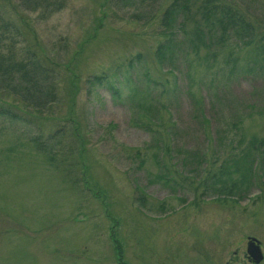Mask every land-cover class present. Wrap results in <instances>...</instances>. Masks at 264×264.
I'll list each match as a JSON object with an SVG mask.
<instances>
[{
	"label": "rangeland",
	"instance_id": "374dc122",
	"mask_svg": "<svg viewBox=\"0 0 264 264\" xmlns=\"http://www.w3.org/2000/svg\"><path fill=\"white\" fill-rule=\"evenodd\" d=\"M6 1L55 99L0 119V264H251L248 238L264 264V51L215 29L194 49L208 0H182L172 35L173 0ZM223 1L264 42V0ZM8 34L3 54L22 45Z\"/></svg>",
	"mask_w": 264,
	"mask_h": 264
},
{
	"label": "trees",
	"instance_id": "16d2710c",
	"mask_svg": "<svg viewBox=\"0 0 264 264\" xmlns=\"http://www.w3.org/2000/svg\"><path fill=\"white\" fill-rule=\"evenodd\" d=\"M25 5L30 4V0H25ZM173 0V2L166 7L163 12V27L166 30L165 34L172 35L173 25L172 20L179 9H186V5L181 0ZM210 4L206 2L203 3V14L206 15L205 19L212 13L210 18L211 28L202 30L200 27L195 26L193 28V36L195 39L194 49H197V45L205 46L203 36L204 33L211 34L213 29L218 31L219 41L227 40L232 38L237 41V45L241 47H246L248 45L256 46V49H260L261 52L264 51V42H262V34L255 32V29L248 20L245 21L242 15L238 12L236 7L229 5L223 0H208ZM212 8H211V7ZM211 8V9H208ZM6 11H10L13 19L7 18L6 22L0 25V119L9 120L10 122H23L20 118L22 115L28 114L27 109L37 112L43 110L45 105L51 104L55 99L54 95V83L53 79L49 77L52 72L48 67H50L51 60L44 52H39L34 49L39 44L35 39L29 40L25 38V34L22 32H29L28 25L26 24V19L17 9V6L10 5L6 0H1L0 3V14L6 16ZM4 28H9L13 33V38H20L19 43L22 45L18 47L17 51L13 50L11 47L5 50L4 54L2 50L4 47L3 42L8 39V32L4 33ZM170 29V30H169ZM203 33V34H202ZM12 37V36H11ZM208 40V39H207ZM171 40L167 39L165 42L169 43ZM255 42V43H253ZM165 43V45L167 44ZM164 44H160L155 55L158 57V63L163 64L168 61V55L165 53L166 48ZM48 66V67H47ZM95 81H101V78H93ZM100 85V84H99ZM11 97L12 101L3 100V98ZM51 99V100H50ZM264 140L260 141V145L263 144ZM258 144V143H257ZM231 164H238L234 162H226L219 168L218 174L220 177L228 174V170ZM225 165V166H224ZM227 166V168H226ZM216 175L213 176L214 178ZM247 183L242 190H247L249 188L250 182L245 180L241 182ZM212 191L215 195L221 196V199H225V195H231L233 188L236 186L228 187L225 185L224 181L220 178H216ZM217 182V183H216ZM226 190V192H224ZM241 192L238 190L237 192ZM241 193L244 194V191ZM239 196V194H238Z\"/></svg>",
	"mask_w": 264,
	"mask_h": 264
},
{
	"label": "water",
	"instance_id": "95a60500",
	"mask_svg": "<svg viewBox=\"0 0 264 264\" xmlns=\"http://www.w3.org/2000/svg\"><path fill=\"white\" fill-rule=\"evenodd\" d=\"M259 242L254 238L247 239L246 254L251 264H258L262 260Z\"/></svg>",
	"mask_w": 264,
	"mask_h": 264
}]
</instances>
